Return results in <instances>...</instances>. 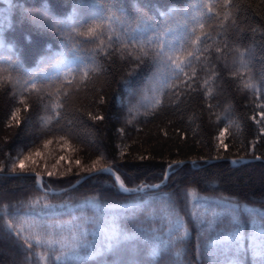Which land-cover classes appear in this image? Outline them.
<instances>
[{
	"label": "trees",
	"instance_id": "obj_1",
	"mask_svg": "<svg viewBox=\"0 0 264 264\" xmlns=\"http://www.w3.org/2000/svg\"><path fill=\"white\" fill-rule=\"evenodd\" d=\"M262 106L264 0H0V264H228L233 217L260 264ZM47 149L58 172L18 167Z\"/></svg>",
	"mask_w": 264,
	"mask_h": 264
},
{
	"label": "snow or ice",
	"instance_id": "obj_2",
	"mask_svg": "<svg viewBox=\"0 0 264 264\" xmlns=\"http://www.w3.org/2000/svg\"><path fill=\"white\" fill-rule=\"evenodd\" d=\"M231 0H222V2L220 4H216L213 3L212 0H209L208 3H205V0H200V3L203 7H207L208 11L211 13L213 12L214 8L216 7H224L227 8L230 4ZM141 17L143 16V13L139 14ZM227 18V16H225V19ZM95 33V28H88L86 31L84 32H79L77 33V35L80 36H88L91 37L93 36ZM199 38H197L198 40ZM193 43H196V41H193ZM149 44H151V41H149ZM122 47H127V45H122ZM119 50V49H118ZM139 54L141 56H151V58L153 59L154 63L156 64V71L153 73V77H154V82H158L159 78L161 76V69L162 68H166L169 65L174 66V71L171 72V75L175 78V79H179V73L180 72H184V67L182 66L181 63H177L176 59L173 58V55L169 52L165 50L164 44L161 42L157 45L156 49H153L152 53H150L148 50H146L144 47H140L139 48ZM206 51V49H205ZM216 51H220L219 48L216 49ZM236 51H239V49H237ZM132 53L129 52L128 55H131ZM193 55L192 52H188V56L191 57ZM243 53H240L241 58H243ZM243 62V60H242ZM99 68L95 67L93 69V71H98ZM193 71H195V69H193ZM87 75V73H86ZM69 83H71V81H69ZM168 87H178V85L176 84H168L166 85ZM251 85H246V87H250ZM26 91H35V90H41L38 88V85L36 84H30L29 88L25 89ZM155 90V89H154ZM65 95H67V93H65ZM157 103H159V101H157ZM264 107V106H262ZM225 135V133L222 131L220 133L221 138ZM37 155H39V153H37ZM25 159H27V157H25ZM257 159H259V157H257ZM235 162V161H234ZM77 163L79 164V161H77ZM176 163H182V161H177ZM19 167L21 169L24 168V161L22 160L20 162ZM171 167V165H170ZM96 165L94 164L93 167L91 169H89L88 171H96ZM100 171H110V169L108 168H102L99 169ZM49 176L53 175V173H48ZM39 175H37V182L39 183ZM117 182L119 183L120 188L125 191H141L142 188L138 187L136 189H127L124 187L123 182L120 180V177H116ZM147 187H152V188H159V185H148ZM39 203V201H34L33 204H37ZM44 208H49L51 207V205L49 204H44L43 205ZM234 208H239V205H235L233 206ZM245 211L247 212H251V213H256L258 212L257 209L254 208H246ZM259 215L261 217H264V212H260ZM251 223V227H252V231L250 232V234L247 237V249L252 252L253 257H259V262L260 264H264V225H262L255 217H253L250 221ZM232 224L235 228V230L229 234L228 237H226V240L228 242V246L232 252V256L230 257L228 264H241V261L239 259V255L240 252L243 248V245L241 243L242 241V237L240 234V230H239V221L236 217H233L232 219ZM9 228L12 227V225L8 226ZM180 227L182 228L183 225H180ZM177 231H179V229H177ZM181 234L180 236H173V239H181L182 238ZM37 243H39V237H36ZM27 242V240H26ZM49 244L52 243V241H48ZM31 246V245H30ZM93 254H99L102 255V251L97 253L96 249L93 248ZM79 255V253L77 252V246L73 245L71 247H69L67 249V251L61 252L60 255H57L55 257V259L59 260L61 259L62 256H66L69 259H75L77 256ZM41 259H44V257H41Z\"/></svg>",
	"mask_w": 264,
	"mask_h": 264
},
{
	"label": "rangeland",
	"instance_id": "obj_3",
	"mask_svg": "<svg viewBox=\"0 0 264 264\" xmlns=\"http://www.w3.org/2000/svg\"><path fill=\"white\" fill-rule=\"evenodd\" d=\"M59 146H61L60 144H58L57 145V147L56 148H58V149H60L59 148ZM39 153V155H37V153H34V154H32V155H28V156H26L27 157V159H25L24 158V166H29V167H36V165L38 164V163H41V164H44L45 165V167H42V166H40L39 168L40 169H42V170H45V172H47V173H50V172H58V170L57 169H60V167L59 166H61L62 164H61V162L60 161H58V163L57 164H59L58 165V167H51V166H49L48 167V162H51V159L49 158V156H48V154H50L49 153V150L47 149V150H43L42 152L41 151H39L38 152ZM22 161V160H21ZM21 161H18V167H19V165H20V162ZM54 162H56V161H54ZM20 168V167H19ZM108 168V167H107ZM21 169V168H20ZM56 169V170H55ZM109 169V168H108ZM22 170V169H21ZM40 175V174H39ZM41 176V175H40ZM42 180V179H41ZM118 184V183H117ZM159 184V183H158ZM119 185V184H118ZM157 185V184H156ZM125 186V185H124ZM144 186H146V185H143V187ZM120 187V186H119ZM126 187V186H125ZM127 189H136V187H133V188H128L127 187ZM122 190V189H121Z\"/></svg>",
	"mask_w": 264,
	"mask_h": 264
},
{
	"label": "water",
	"instance_id": "obj_4",
	"mask_svg": "<svg viewBox=\"0 0 264 264\" xmlns=\"http://www.w3.org/2000/svg\"><path fill=\"white\" fill-rule=\"evenodd\" d=\"M95 172H97V171H95ZM116 175H114V178L116 179ZM117 181V180H116ZM118 183V182H117ZM119 184V183H118ZM39 185H41V181L39 180ZM125 187V186H124ZM125 188H127V187H125Z\"/></svg>",
	"mask_w": 264,
	"mask_h": 264
},
{
	"label": "bare ground",
	"instance_id": "obj_5",
	"mask_svg": "<svg viewBox=\"0 0 264 264\" xmlns=\"http://www.w3.org/2000/svg\"><path fill=\"white\" fill-rule=\"evenodd\" d=\"M37 175H39V174H37ZM39 178H40V181H41V185H42V180H41L42 178H41V176H40V175H39ZM38 184H39V183H38Z\"/></svg>",
	"mask_w": 264,
	"mask_h": 264
}]
</instances>
